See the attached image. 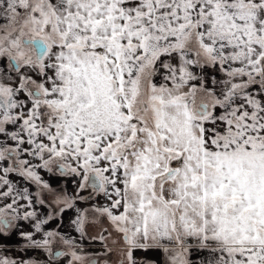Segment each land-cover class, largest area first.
<instances>
[{
	"label": "snow or ice",
	"instance_id": "6c2138e0",
	"mask_svg": "<svg viewBox=\"0 0 264 264\" xmlns=\"http://www.w3.org/2000/svg\"><path fill=\"white\" fill-rule=\"evenodd\" d=\"M0 264H264V0H0Z\"/></svg>",
	"mask_w": 264,
	"mask_h": 264
}]
</instances>
